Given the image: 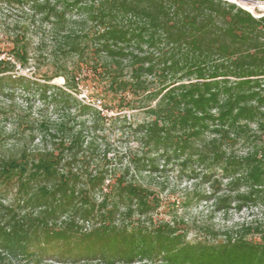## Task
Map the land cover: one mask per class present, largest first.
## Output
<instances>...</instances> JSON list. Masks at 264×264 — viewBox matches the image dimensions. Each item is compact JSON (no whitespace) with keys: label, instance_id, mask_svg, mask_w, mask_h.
<instances>
[{"label":"trees","instance_id":"16d2710c","mask_svg":"<svg viewBox=\"0 0 264 264\" xmlns=\"http://www.w3.org/2000/svg\"><path fill=\"white\" fill-rule=\"evenodd\" d=\"M3 7L25 18L11 28L0 21V264H264V236L248 238L259 227L191 242L175 225L135 221L158 198L126 179L129 169L151 176L177 164L203 168L208 183L217 170L229 192L219 204L264 209V14L226 0H0ZM41 32L53 67L42 83L15 73L42 54L43 39H33ZM56 78L63 85L51 84ZM80 87L97 101L78 98ZM107 124L138 144L112 182L91 169ZM6 138L17 144L6 149ZM238 144L247 152L230 154ZM89 220L97 225L81 231L77 223Z\"/></svg>","mask_w":264,"mask_h":264},{"label":"rangeland","instance_id":"374dc122","mask_svg":"<svg viewBox=\"0 0 264 264\" xmlns=\"http://www.w3.org/2000/svg\"><path fill=\"white\" fill-rule=\"evenodd\" d=\"M255 2V1H254ZM250 7L246 9L244 6ZM242 8L253 14L255 17H259L264 14V2L246 3L241 5ZM23 12L16 7H3L0 9V21L11 28L17 22L24 19ZM41 37L44 41L42 48V54L38 57L37 61L31 60L29 69L16 70L18 75H24L26 77H34L40 81L41 75L45 73H52L53 67L51 66L48 57L49 50L51 49L50 40L47 33H40L34 36V41ZM2 39V38H1ZM3 57V56H1ZM62 78H56L51 81V84L63 85ZM88 87H80V93L77 94L78 98H82L85 101L93 102L97 101L90 96ZM102 104L107 107H113L109 101L100 100ZM1 103H6L0 101ZM25 98L18 97L14 105L19 110L25 109ZM7 104V103H6ZM98 105V102L96 103ZM133 111H122V114H126L127 120L133 122L139 121L141 116H131ZM103 114L107 117L115 115V110L111 112L108 108L103 110ZM2 131V125H0V132ZM127 129H119V126H109L107 124L106 130L100 134L98 139V145L92 157L95 162L91 165L92 173L95 171V167H99L103 171H107L108 181H113L117 177L124 174L125 169L129 165L131 156L138 150V144L136 138L133 135L128 134ZM9 133L6 128L5 136ZM10 136V134H8ZM17 140L12 138H6V149H10L11 145H16ZM264 141V135L261 140ZM12 149V148H11ZM230 154L234 156H241L247 152V147L242 145H235L232 149L228 150ZM193 171V172H192ZM205 170L198 166H194L189 169L180 170L177 164H170L166 167H159L157 172L149 176L148 174H138L129 169L126 174V179L131 181H137L142 183L143 186L149 187V189L157 197L156 206L147 213L146 216L137 217L133 219H139L140 222H144L146 226L171 224L175 225L182 231L186 232L187 240L191 242L196 241H219L224 238L223 233L238 231L241 226L252 225L253 227H259L260 231L258 235L248 237L254 241L260 239V234L264 236V209L257 205H244L236 206V203L232 201L229 207L226 209L222 204H219L217 198L229 195L227 190L226 181L221 180L219 171L213 172L212 181L206 183L203 181V175ZM218 182H213V181ZM234 194H231L233 197ZM11 195H8L6 204L11 200ZM203 197H209L205 200ZM96 203L101 202L100 195L97 194L94 197ZM120 216L118 217V219ZM78 228L83 232L90 231L95 227L96 221L89 220L88 222L78 223ZM19 260L11 259L9 264H18ZM92 262L90 264H96ZM41 264H57L50 257H45ZM75 264V263H67Z\"/></svg>","mask_w":264,"mask_h":264},{"label":"water","instance_id":"95a60500","mask_svg":"<svg viewBox=\"0 0 264 264\" xmlns=\"http://www.w3.org/2000/svg\"><path fill=\"white\" fill-rule=\"evenodd\" d=\"M227 2L234 3L237 6H241L240 3H254L258 4V2H254L252 0H226Z\"/></svg>","mask_w":264,"mask_h":264},{"label":"bare ground","instance_id":"6f19581e","mask_svg":"<svg viewBox=\"0 0 264 264\" xmlns=\"http://www.w3.org/2000/svg\"><path fill=\"white\" fill-rule=\"evenodd\" d=\"M244 4H246V3H240V5H244ZM246 9H250V7H247L246 5L244 6Z\"/></svg>","mask_w":264,"mask_h":264}]
</instances>
